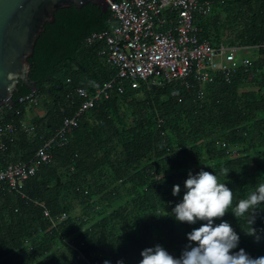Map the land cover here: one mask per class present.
<instances>
[{
    "label": "trees",
    "instance_id": "16d2710c",
    "mask_svg": "<svg viewBox=\"0 0 264 264\" xmlns=\"http://www.w3.org/2000/svg\"><path fill=\"white\" fill-rule=\"evenodd\" d=\"M209 1L211 14L196 22L202 40L214 46L264 44V0ZM110 20L108 9L71 6L44 26L32 55L36 89L18 87L13 106L4 108V122L20 130L25 124L32 134L18 130L11 140L1 138L6 148L0 168L30 160L75 114L80 101L74 88L94 92L116 75L99 55L103 43L86 42L107 30ZM252 71L257 73L251 80L240 69L229 83L217 78L202 88L192 79L188 87L178 81L149 89L126 84L123 94L112 92L82 114L68 144L53 147L51 161L19 192L0 184V264H140L141 252L157 244L179 258L187 234L200 226L171 214L189 173L217 174L234 192L233 207L264 182L262 48ZM31 93L44 98V113L27 125L34 105L18 99ZM175 185L181 188L177 196ZM44 210L65 218L50 228ZM223 220L240 236L234 252L243 248L253 258L264 256V210H257L253 224L258 241L245 233L251 227L246 217L238 220L229 212Z\"/></svg>",
    "mask_w": 264,
    "mask_h": 264
},
{
    "label": "built area",
    "instance_id": "2783aa9c",
    "mask_svg": "<svg viewBox=\"0 0 264 264\" xmlns=\"http://www.w3.org/2000/svg\"><path fill=\"white\" fill-rule=\"evenodd\" d=\"M211 9L209 0L109 1V28L92 33L86 42L103 43L99 55L116 70V75L94 92L74 88L72 92L80 101L75 114L63 119L54 136L43 142L30 160L8 163L0 168V184L19 192L25 180L42 164L51 161L53 147L68 144L81 115L99 101L108 99L110 93L123 94L126 84L132 89L141 86L149 89L178 81L188 87V79H192L202 88L217 78L229 83L240 69L251 80L257 73L252 71L255 53L264 49V44L248 46L221 42L214 46L202 40L197 18L209 16ZM18 102L36 105V97L31 93L20 97ZM4 108L10 106L0 107V152L6 148L1 138L11 140L18 130L32 134V128L25 124H21L20 130L13 123L4 122ZM37 205L44 207L42 203ZM43 214L49 220L50 228H55L65 218L64 214L52 217L47 210Z\"/></svg>",
    "mask_w": 264,
    "mask_h": 264
},
{
    "label": "clouds",
    "instance_id": "9594fccd",
    "mask_svg": "<svg viewBox=\"0 0 264 264\" xmlns=\"http://www.w3.org/2000/svg\"><path fill=\"white\" fill-rule=\"evenodd\" d=\"M228 173L227 168L221 170V175L225 177ZM184 188L183 199L175 205L171 214L180 223H199L200 226L187 234L189 243L179 258L157 244L141 252L140 264H264V256L253 258L243 248L233 251L239 245L240 236L229 222L223 220L229 212L238 220L246 217L251 227L244 231L258 241L253 224L257 210H264V182L257 184L255 190L234 207V192L226 183L220 182L217 174L204 170L195 175L189 173ZM180 193V186L175 185L173 195ZM217 220L221 222L217 224ZM117 264H123V261Z\"/></svg>",
    "mask_w": 264,
    "mask_h": 264
},
{
    "label": "water",
    "instance_id": "95a60500",
    "mask_svg": "<svg viewBox=\"0 0 264 264\" xmlns=\"http://www.w3.org/2000/svg\"><path fill=\"white\" fill-rule=\"evenodd\" d=\"M109 1L115 0H0V107L13 106L18 87L35 91L34 46L56 11L94 5L105 12Z\"/></svg>",
    "mask_w": 264,
    "mask_h": 264
},
{
    "label": "rangeland",
    "instance_id": "374dc122",
    "mask_svg": "<svg viewBox=\"0 0 264 264\" xmlns=\"http://www.w3.org/2000/svg\"><path fill=\"white\" fill-rule=\"evenodd\" d=\"M252 57V56H251ZM42 99L44 98H41V101L40 100H37L36 99V105L32 106L33 107V112H27L26 113V116H25V123L28 125L30 123V120L32 119V117H34L35 115H43V102H42ZM29 110V109H28ZM35 111V112H34ZM74 214L78 213V209L76 210H73Z\"/></svg>",
    "mask_w": 264,
    "mask_h": 264
},
{
    "label": "crops",
    "instance_id": "0c3cea01",
    "mask_svg": "<svg viewBox=\"0 0 264 264\" xmlns=\"http://www.w3.org/2000/svg\"><path fill=\"white\" fill-rule=\"evenodd\" d=\"M35 112V111H34ZM38 116H41L40 114Z\"/></svg>",
    "mask_w": 264,
    "mask_h": 264
}]
</instances>
